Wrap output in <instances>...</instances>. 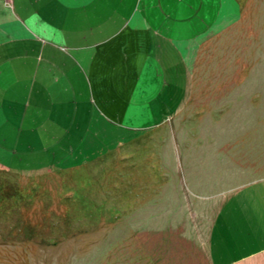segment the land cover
<instances>
[{
	"label": "rangeland",
	"instance_id": "obj_1",
	"mask_svg": "<svg viewBox=\"0 0 264 264\" xmlns=\"http://www.w3.org/2000/svg\"><path fill=\"white\" fill-rule=\"evenodd\" d=\"M238 1L200 40L177 115L75 166L0 169V264H207L216 197L264 176V0Z\"/></svg>",
	"mask_w": 264,
	"mask_h": 264
},
{
	"label": "crops",
	"instance_id": "obj_2",
	"mask_svg": "<svg viewBox=\"0 0 264 264\" xmlns=\"http://www.w3.org/2000/svg\"><path fill=\"white\" fill-rule=\"evenodd\" d=\"M239 12L238 0H0V169L75 166L177 115L200 40ZM106 128L117 133L98 152ZM215 202L206 263L264 264V176Z\"/></svg>",
	"mask_w": 264,
	"mask_h": 264
},
{
	"label": "trees",
	"instance_id": "obj_3",
	"mask_svg": "<svg viewBox=\"0 0 264 264\" xmlns=\"http://www.w3.org/2000/svg\"><path fill=\"white\" fill-rule=\"evenodd\" d=\"M251 179H253V178H251ZM250 180V179H249Z\"/></svg>",
	"mask_w": 264,
	"mask_h": 264
}]
</instances>
